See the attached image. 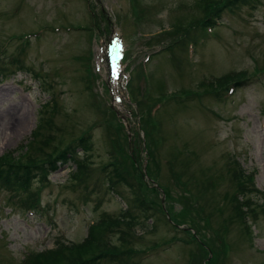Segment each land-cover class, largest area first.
<instances>
[{
    "label": "rangeland",
    "instance_id": "1",
    "mask_svg": "<svg viewBox=\"0 0 264 264\" xmlns=\"http://www.w3.org/2000/svg\"><path fill=\"white\" fill-rule=\"evenodd\" d=\"M236 1L227 7L226 0H98L92 6L105 20L94 22L87 0H0V51L13 38L5 55L0 52V67L11 74L0 83V155L22 153L21 144L44 110L51 115L55 139L46 148H31L32 159L41 163L33 167H49L55 149L81 144L84 133L91 135L84 145L90 150L77 156L91 155L83 183L68 177L77 169L68 161L65 171L50 175L61 173L54 182L30 183L31 195L43 206L34 215L11 208L8 194L0 190V264H20L23 249L50 248L58 237L80 242L93 221L122 217L127 205L112 189L110 162L127 181L117 189L132 200L136 192L145 209L140 221L149 226L146 232L140 226L108 232L112 244L128 240L123 245L132 255L130 263L264 264V0L232 5ZM217 7L222 23L208 34L205 28L203 43L192 39L195 45L187 47L186 35L199 34L205 16ZM111 16L125 31L133 23L129 16L139 21L125 35L130 62L112 77L122 85L124 98L115 94L119 104L134 98L129 103L134 102L135 125L128 129L104 100L111 102L104 86L109 83L106 62L99 75L89 72L99 61L97 33L109 31ZM41 25L48 27L40 37L21 38ZM116 37L119 42V33ZM188 49L194 50L192 56ZM223 76L231 82L212 86ZM229 85L235 87L232 94ZM241 167L245 178L236 177ZM88 186L97 192L85 205ZM163 205L178 225L170 223ZM141 212L138 205L139 217ZM147 248L151 253L142 257Z\"/></svg>",
    "mask_w": 264,
    "mask_h": 264
},
{
    "label": "trees",
    "instance_id": "2",
    "mask_svg": "<svg viewBox=\"0 0 264 264\" xmlns=\"http://www.w3.org/2000/svg\"><path fill=\"white\" fill-rule=\"evenodd\" d=\"M229 79L230 77H221L217 81L213 82L212 86H223V84H225ZM134 216L135 215H133L132 218H134ZM122 220L125 219L104 218L90 227L89 235L82 243H60L57 249L49 255L41 256L37 261L40 264H65L67 261L76 262L77 260H93V255L101 251L103 245L105 244L104 235L106 231L120 224Z\"/></svg>",
    "mask_w": 264,
    "mask_h": 264
},
{
    "label": "bare ground",
    "instance_id": "3",
    "mask_svg": "<svg viewBox=\"0 0 264 264\" xmlns=\"http://www.w3.org/2000/svg\"><path fill=\"white\" fill-rule=\"evenodd\" d=\"M16 110H17V109L14 108V109L12 110V112L16 114ZM7 114H8V113H7ZM16 129H21V124L17 123V124H16Z\"/></svg>",
    "mask_w": 264,
    "mask_h": 264
}]
</instances>
